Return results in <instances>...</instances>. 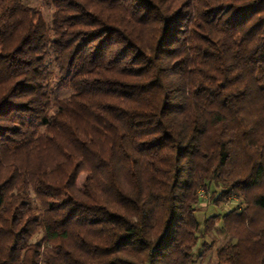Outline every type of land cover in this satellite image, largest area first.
<instances>
[{"label":"trees","instance_id":"1","mask_svg":"<svg viewBox=\"0 0 264 264\" xmlns=\"http://www.w3.org/2000/svg\"><path fill=\"white\" fill-rule=\"evenodd\" d=\"M44 1L0 0V264H264V0Z\"/></svg>","mask_w":264,"mask_h":264},{"label":"rangeland","instance_id":"2","mask_svg":"<svg viewBox=\"0 0 264 264\" xmlns=\"http://www.w3.org/2000/svg\"><path fill=\"white\" fill-rule=\"evenodd\" d=\"M25 4L32 6V7H36L39 10H41V12L43 13L45 19L49 20L50 19V15H51V10L47 7L46 3L44 0H24ZM69 94V92H59L58 95L60 97H65ZM84 179V175H80L78 177L77 180V186L78 188L81 187L82 182ZM228 206V205H227ZM224 209L226 210L227 208L224 207ZM212 211L210 208L208 209L207 212ZM214 239H215V244H214V249L212 251H210L209 253H207L200 262H198V264H216V257H215V251L216 249L221 245V242L223 240V236L220 233H214ZM37 239V238H36ZM34 238V240H36Z\"/></svg>","mask_w":264,"mask_h":264},{"label":"built area","instance_id":"3","mask_svg":"<svg viewBox=\"0 0 264 264\" xmlns=\"http://www.w3.org/2000/svg\"><path fill=\"white\" fill-rule=\"evenodd\" d=\"M201 196H202V194H201Z\"/></svg>","mask_w":264,"mask_h":264}]
</instances>
